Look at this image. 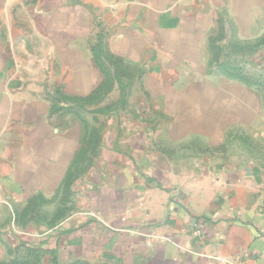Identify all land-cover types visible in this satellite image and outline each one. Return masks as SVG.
Returning <instances> with one entry per match:
<instances>
[{"label": "crops", "instance_id": "0c3cea01", "mask_svg": "<svg viewBox=\"0 0 264 264\" xmlns=\"http://www.w3.org/2000/svg\"><path fill=\"white\" fill-rule=\"evenodd\" d=\"M263 38L264 0H0V262L264 264Z\"/></svg>", "mask_w": 264, "mask_h": 264}, {"label": "trees", "instance_id": "16d2710c", "mask_svg": "<svg viewBox=\"0 0 264 264\" xmlns=\"http://www.w3.org/2000/svg\"><path fill=\"white\" fill-rule=\"evenodd\" d=\"M262 41H264V38L262 39ZM220 66L224 67L227 71H230V74L232 77L237 78V79H241L247 82H250L253 80L252 76L249 75V72L247 70H245V68L238 66V64H227L225 62H221L219 64ZM118 79V77H116ZM111 81L110 78H107L106 80V90H108L111 86ZM63 99L70 101V104L66 105L65 107H59L57 105V102L55 103L54 107H53V111L57 112V113H70L73 114L75 116H81L80 112L81 109L83 110L84 106L90 103H93V101L96 99L95 94H92L91 96H89L88 98H81V97H67V96H63ZM98 112L101 110H97ZM98 131L96 129H94L93 127H91L90 129L88 127H86V134H85V138L82 142V145L80 147V150L74 160V163H72V165L68 168L63 180H62V189H61V196H60V200L61 202L64 201H68L69 199V194H70V185L72 184L75 174L77 172V170L80 169V167L82 165H84L86 168L91 165L92 161H93V155L95 150L97 149L98 145H99V138H98ZM81 169H83L81 167ZM61 213L58 211L56 212L55 216L48 222L49 226H53L56 223H58L59 221H61L65 216H60ZM18 222V224L21 223L22 217H18L16 216V220ZM26 244V242H25ZM23 247L25 248V253L20 256V257H14L9 261L6 262H0V264H38V260L35 258L34 256V250H36L35 248H33V246L31 247L30 245L26 244L24 246V244H22ZM51 263L50 264H58L57 262V256H56V252L54 250H52L51 252ZM71 264H109L107 262H96V263H89L87 261H75L72 262Z\"/></svg>", "mask_w": 264, "mask_h": 264}, {"label": "rangeland", "instance_id": "374dc122", "mask_svg": "<svg viewBox=\"0 0 264 264\" xmlns=\"http://www.w3.org/2000/svg\"><path fill=\"white\" fill-rule=\"evenodd\" d=\"M231 63H232V64H233V63H234V64H236V63L238 64V63H240V60H232ZM245 70H246V69H245ZM25 218H28V220H25ZM22 220H23V221H21V223H20L21 225H24V224H26V223H29V222H30V216H22ZM17 224H18V222L16 221V224H15V225L17 226ZM16 228H17V227H16ZM7 250H8V253H10V255H11V254H12L11 252H13V250H12V248H11L10 245L7 246ZM16 251H17V252H16ZM18 253H19L18 250L15 249V250H14V254H17V255H18ZM24 253H25V250H24ZM8 255H9V254H8ZM22 255H23V253L20 252V256H22Z\"/></svg>", "mask_w": 264, "mask_h": 264}]
</instances>
